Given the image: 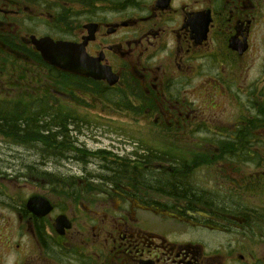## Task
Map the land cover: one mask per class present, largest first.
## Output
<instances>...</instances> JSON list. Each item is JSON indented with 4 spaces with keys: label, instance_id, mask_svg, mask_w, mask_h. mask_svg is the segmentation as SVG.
I'll list each match as a JSON object with an SVG mask.
<instances>
[{
    "label": "flooded vegetation",
    "instance_id": "af4514ba",
    "mask_svg": "<svg viewBox=\"0 0 264 264\" xmlns=\"http://www.w3.org/2000/svg\"><path fill=\"white\" fill-rule=\"evenodd\" d=\"M31 36L84 43L117 83L46 64ZM0 57L23 109L43 69L32 112L70 117L53 180L0 197V264H264V0H0ZM80 100L130 136L79 121Z\"/></svg>",
    "mask_w": 264,
    "mask_h": 264
},
{
    "label": "rangeland",
    "instance_id": "374dc122",
    "mask_svg": "<svg viewBox=\"0 0 264 264\" xmlns=\"http://www.w3.org/2000/svg\"><path fill=\"white\" fill-rule=\"evenodd\" d=\"M14 60H11L6 57H0V116H3L5 114V111L11 112L12 115H16L18 112L23 110L25 107L23 103H27L28 98L32 94H40L42 97H45L44 95V87L49 83V81L44 80V70H40V78L41 80H38L36 84L28 81L29 83H25V92L24 95L28 96L26 98L20 97L18 95V89L17 87L15 89L8 88L10 86V83H6V78L4 71H6L5 65H11ZM9 63V64H8ZM17 65V64H15ZM9 72V71H8ZM12 85V84H11ZM15 93L13 95L12 92ZM14 98L15 100H12ZM12 101V102H10ZM82 105H89L90 112L88 116H80V118H83L87 120V123H94V124H105L110 125L113 122L119 123L121 125L122 135L124 139L126 137L130 136V130L129 125H131L130 117L128 115H124L122 113L121 117H117L114 121L108 120L103 117V115L107 114L106 111L100 112L98 108H92L91 104L92 101L87 102L86 100H80ZM100 102V101H99ZM102 105V104H101ZM85 112H87L86 109H83ZM77 118L79 121L85 123L82 119ZM95 119V120H94ZM112 122V123H111ZM3 127L0 126V139L5 138L4 134H7L9 132L10 135H13L14 137L18 138L17 134H14L16 127L15 126H8ZM2 129V130H1ZM14 132V133H13ZM4 133V134H3ZM112 138V136H110ZM83 138H81L82 140ZM91 145V144H90ZM100 145H107V140L102 139V142ZM34 146V145H32ZM36 148H39L36 150ZM36 148H30L29 146H21V145H14L9 144L8 142H2L0 144V176H4L5 179H0V197L3 199H6L5 195H10L9 202L12 204V202H16V200H13L15 196L22 197L27 193L33 192V190H39L37 189L38 186H34L32 182L36 180V178H40L42 181H50L53 180V177L50 175H42L43 167H51L53 163L55 162V155L54 152L57 151L54 150H48L44 149L46 147L40 146ZM44 161L45 164H41V162ZM35 162L39 166V169H33V168H26L25 165ZM157 165L156 163H154ZM42 165V166H41ZM51 170H48V173ZM36 187V188H34Z\"/></svg>",
    "mask_w": 264,
    "mask_h": 264
},
{
    "label": "trees",
    "instance_id": "16d2710c",
    "mask_svg": "<svg viewBox=\"0 0 264 264\" xmlns=\"http://www.w3.org/2000/svg\"><path fill=\"white\" fill-rule=\"evenodd\" d=\"M49 101L46 100L44 97L41 98V100L36 101L31 106H29V109L25 108L18 112L16 115H12L11 112L5 111L3 116H0V126H15L18 132H13L14 134L18 135L17 137H14L13 135H10L9 132L7 134H4L5 138H2L3 142H8L9 144L14 145H21V146H29L30 148H36L40 146H44L48 150H62L59 148H56L55 144L50 143V140L57 141L62 140L57 133H54L55 136H49L51 130L53 131L52 125H58V132L60 134H63L62 132L64 130H67L68 125L70 124L68 122V119L70 117L65 115H50L49 112L45 113H34L33 110H41V109H47L50 108ZM77 118H80L77 116ZM2 130V129H1ZM54 132V131H53ZM64 140H67L68 137L64 136L62 137ZM2 143V142H1ZM34 145V146H32ZM39 148H36L38 150ZM41 164L46 163L43 161ZM54 164V163H53ZM39 166L35 162H31L27 165H25L26 168H33V169H39ZM42 166V165H41ZM47 166V165H46ZM50 167H43L42 170L46 171L45 169H49ZM40 170V169H39ZM41 180L40 178H38ZM37 180V179H36Z\"/></svg>",
    "mask_w": 264,
    "mask_h": 264
},
{
    "label": "water",
    "instance_id": "95a60500",
    "mask_svg": "<svg viewBox=\"0 0 264 264\" xmlns=\"http://www.w3.org/2000/svg\"><path fill=\"white\" fill-rule=\"evenodd\" d=\"M31 42L46 63L61 71L90 77L94 80H105L109 85L117 82V76L110 71L109 67L101 66L99 59L89 58L85 54L84 43L54 42L49 37L36 39L33 36ZM34 201L30 198L28 205ZM38 203H42L41 200ZM47 210L48 208H45V211Z\"/></svg>",
    "mask_w": 264,
    "mask_h": 264
},
{
    "label": "bare ground",
    "instance_id": "6f19581e",
    "mask_svg": "<svg viewBox=\"0 0 264 264\" xmlns=\"http://www.w3.org/2000/svg\"><path fill=\"white\" fill-rule=\"evenodd\" d=\"M62 133H63L64 136H67V137H68V135H69L67 130H64ZM49 136H50V137H51V136H53V137L55 136V134H54V132H53L52 130H51ZM50 143L55 144L56 141L50 140Z\"/></svg>",
    "mask_w": 264,
    "mask_h": 264
}]
</instances>
